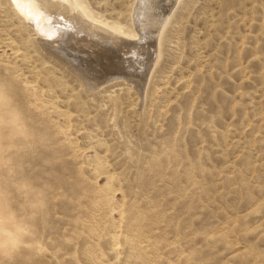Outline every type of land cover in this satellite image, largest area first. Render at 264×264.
Instances as JSON below:
<instances>
[{
	"label": "rangeland",
	"instance_id": "1",
	"mask_svg": "<svg viewBox=\"0 0 264 264\" xmlns=\"http://www.w3.org/2000/svg\"><path fill=\"white\" fill-rule=\"evenodd\" d=\"M82 1L94 87L0 0V264H264V0Z\"/></svg>",
	"mask_w": 264,
	"mask_h": 264
},
{
	"label": "bare ground",
	"instance_id": "2",
	"mask_svg": "<svg viewBox=\"0 0 264 264\" xmlns=\"http://www.w3.org/2000/svg\"><path fill=\"white\" fill-rule=\"evenodd\" d=\"M12 2V5L14 7V9L16 10V12L24 19V21H26V23H28L30 26H33L32 28H34V30L36 31V33L39 35V37L43 40L42 43L45 45V46H48L49 48H51V45L50 43H47L46 41H51V42H55V41H60V49H56L54 48L53 50L56 51L57 55H60V57L68 62L69 64L72 63V66H74L73 68H75V64L72 62L73 59H76L75 56H73L72 58H68V52L66 51V48L67 47H71V49L75 48V45H78L81 40H88L87 39V36L88 38L91 36H95L94 37V41L95 40H98L100 39L99 41H101V39H104V40H107L108 43L110 42H113V43H119V45H121L120 41H126L127 39L123 36H137L139 35V32L135 30V32H131V31H125V29H123L120 25H118L119 23L117 22H112L113 24H109L107 22H103L101 20L98 19L97 15L94 14V12L82 1V0H10ZM153 1V0H152ZM150 3V0H139V5L137 7V14L140 15L141 17L143 16H147V13H148V4ZM152 4V3H151ZM151 6V5H149ZM172 9V7H170ZM139 20V16L138 18H136V20ZM166 19V18H165ZM143 21V18L142 20ZM150 21V20H149ZM139 22V21H138ZM111 23V22H110ZM141 23V22H140ZM150 23V22H149ZM139 24V23H138ZM144 24H146L144 22ZM143 24V25H144ZM65 27V29H64ZM139 27H142L141 25ZM160 27V26H159ZM158 27V28H159ZM162 27V25H161ZM146 28V27H144ZM143 28V29H144ZM143 29L141 31H143ZM147 29V28H146ZM158 30V29H157ZM159 31H157V35H158ZM60 38V36H62ZM159 37H157V39L154 41V45H160V36H161V32L160 34L158 35ZM90 37V38H91ZM134 39V38H133ZM103 40V41H104ZM129 41V40H127ZM92 42V41H91ZM102 42V41H101ZM146 42V41H145ZM84 43V42H83ZM82 43V45H83ZM86 43V42H85ZM93 43V42H92ZM96 43V42H95ZM103 43V42H102ZM143 43V42H142ZM142 43H139V44H142ZM150 43V42H148ZM52 44V43H51ZM87 44V43H86ZM85 44V45H86ZM101 44V43H99ZM107 44V43H106ZM135 44V42L133 43ZM132 44V45H133ZM138 44V45H139ZM103 45V44H102ZM105 45V44H104ZM109 45V44H108ZM107 45V46H108ZM114 45H117V44H114ZM129 45V44H128ZM137 45V43H136ZM135 45V46H136ZM90 46V45H89ZM106 46V47H107ZM140 46V45H139ZM143 46V45H141ZM140 47H133V51H137L135 50L138 49L140 50ZM151 46V45H150ZM148 46V47H150ZM77 47V46H76ZM83 47V46H81ZM102 47V46H101ZM104 46V48L107 50L108 48H106ZM109 47V46H108ZM127 47V46H126ZM144 47V46H143ZM142 47V48H143ZM147 48V46H145ZM145 47L143 49H145ZM160 47V46H159ZM79 48V46H78ZM92 48V47H91ZM116 48V47H115ZM119 48V47H118ZM132 48V47H131ZM130 48V49H131ZM68 49V48H67ZM103 49V48H102ZM121 49V48H120ZM127 49H129V47H127ZM126 49V50H127ZM141 49V51L143 50ZM154 49V48H153ZM100 50V49H99ZM104 50V49H103ZM109 50V49H108ZM107 50V51H108ZM116 50V49H114ZM114 50L112 51V53H108L110 55L114 54ZM125 50V51H126ZM147 50H149V48H147ZM160 50V49H159ZM70 52V50H68ZM82 51V50H81ZM106 51V53H107ZM111 51V50H110ZM129 51V50H128ZM131 51V50H130ZM130 51L128 52V54L130 55ZM139 51V52H141ZM146 51V49H145ZM157 51V50H156ZM155 51V52H156ZM76 52V51H75ZM98 52V51H97ZM116 52H119V51H116ZM144 52V51H143ZM120 53V52H119ZM124 53V52H123ZM134 53V52H132ZM131 53V54H132ZM135 53H138V52H135ZM134 53V54H135ZM146 53H149V52H146ZM145 53V54H146ZM157 53V52H156ZM80 54V53H79ZM90 54V53H89ZM99 55L97 56H100L101 54H103V51L98 53ZM133 54V55H134ZM140 54V55H139ZM139 54H136V55H139V57H133V61L135 59H137L138 61V58H139V61L141 60L140 59V56H142L141 54L142 53H139ZM150 54H152L150 52ZM148 54V55H150ZM154 54V53H153ZM77 55V54H76ZM82 55V54H81ZM85 55V52L84 54ZM87 55V54H86ZM92 55H95V54H92ZM91 55V56H92ZM116 55V54H114ZM126 55V53H124V56ZM128 55V56H129ZM132 55V56H133ZM144 55V54H143ZM148 55H145V56H148ZM67 56V57H66ZM80 56V55H78ZM90 56V55H88ZM96 56V57H97ZM104 56V55H103ZM117 56V55H116ZM127 56V57H128ZM131 56V55H130ZM144 56V58H145ZM154 56V55H152ZM109 56H107L108 58ZM110 57H113V56H110ZM77 58H80V57H77ZM84 58V57H83ZM98 58V57H97ZM123 58V57H122ZM143 59V57H141ZM156 58V57H155ZM125 59H126V56H125ZM124 59V60H125ZM129 59V57L127 58ZM126 59V60H127ZM130 59V60H131ZM149 59V58H148ZM148 59H146V61H148ZM69 60V61H68ZM89 60V58H88ZM87 60V61H88ZM92 60V59H91ZM98 60V59H97ZM96 60V61H97ZM111 60V58H110ZM125 60V62H126ZM145 60V59H143ZM143 60H141V64L142 63H146L144 62ZM152 60V59H151ZM150 60V62H151ZM155 61V59H153ZM95 61V60H94ZM136 61V62H137ZM77 62V61H75ZM106 62V61H105ZM110 62V61H108ZM129 62V61H128ZM135 62V63H136ZM131 63H133V65H135L134 62L131 61ZM90 66H87V63H86V66L87 67H91V64H92V61L91 63H89ZM95 64H98L97 62L94 63V66L96 68V65ZM102 64V63H101ZM100 64V66H101ZM127 65H129V63H126ZM139 64V63H138ZM136 64L135 65V68L132 66H130V68L132 70H137L139 71V68H137L136 66L138 65ZM144 64L143 65V68L144 70H141L143 71V75H142V82L144 83L146 81V78H148L147 74H148V69L150 68V64L148 62L147 65H145L144 67ZM99 65V64H98ZM104 65V64H103ZM106 65V64H105ZM121 65V64H120ZM127 65H121L122 68L124 66H127ZM93 66V65H92ZM100 66H97V67H100ZM111 65H108V67H110ZM141 66V65H139ZM107 67V66H106ZM113 67V66H112ZM115 67V66H114ZM85 68V67H84ZM94 68V69H95ZM137 68V69H136ZM78 69L82 70V71H79ZM91 69V68H90ZM97 69V68H96ZM99 69V68H98ZM111 69V68H110ZM76 70H78L84 77V80L86 82V85L88 87H94L96 86L98 83L102 82V81H98V76L97 74L96 75H90L89 73H87V69H82V68H77ZM118 70V69H117ZM123 70V69H122ZM126 69H124L125 71ZM140 70V72H141ZM151 70V69H150ZM149 70V71H150ZM95 71V70H93ZM92 71V72H93ZM128 71V70H126ZM131 71V70H130ZM102 72V70H101ZM118 72V71H117ZM134 73L136 71H133ZM140 72H138L140 74ZM120 73V72H119ZM122 73V72H121ZM105 74V73H104ZM127 74V73H126ZM131 74V73H130ZM137 74V79H138V75ZM102 75V74H101ZM117 75V74H116ZM133 73L130 75L132 78H135L134 76L136 75H133ZM110 76V77H109ZM108 76V79L111 78L112 76L109 75ZM129 76V75H128ZM147 76V77H146ZM131 77H129L131 79ZM107 79V80H108ZM139 79L141 80L140 76H139ZM105 80V79H104ZM136 80V79H135ZM134 82V80H132ZM136 82V81H135ZM138 82V81H137ZM140 82V81H139ZM104 84V83H103ZM137 84V83H136ZM145 85V84H143ZM142 86V85H141ZM137 87V86H136Z\"/></svg>",
	"mask_w": 264,
	"mask_h": 264
}]
</instances>
